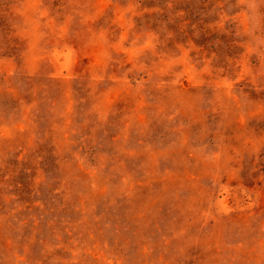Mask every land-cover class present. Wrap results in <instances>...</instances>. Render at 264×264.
<instances>
[{"label":"rangeland","instance_id":"rangeland-1","mask_svg":"<svg viewBox=\"0 0 264 264\" xmlns=\"http://www.w3.org/2000/svg\"><path fill=\"white\" fill-rule=\"evenodd\" d=\"M0 264H264V0H0Z\"/></svg>","mask_w":264,"mask_h":264}]
</instances>
